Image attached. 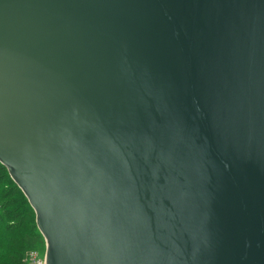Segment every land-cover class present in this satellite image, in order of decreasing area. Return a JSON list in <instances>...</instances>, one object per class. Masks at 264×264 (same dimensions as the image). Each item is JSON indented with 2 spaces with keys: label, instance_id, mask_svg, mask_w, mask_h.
I'll return each instance as SVG.
<instances>
[{
  "label": "water",
  "instance_id": "1",
  "mask_svg": "<svg viewBox=\"0 0 264 264\" xmlns=\"http://www.w3.org/2000/svg\"><path fill=\"white\" fill-rule=\"evenodd\" d=\"M0 165L45 264H264V0H0Z\"/></svg>",
  "mask_w": 264,
  "mask_h": 264
},
{
  "label": "trees",
  "instance_id": "2",
  "mask_svg": "<svg viewBox=\"0 0 264 264\" xmlns=\"http://www.w3.org/2000/svg\"><path fill=\"white\" fill-rule=\"evenodd\" d=\"M0 234L3 237L0 244V261L3 263L8 261V264L15 263L16 258L21 256L22 248L25 251L28 246L26 239L31 240L28 248L34 246L38 239L42 240L34 223L32 209L2 165H0ZM2 255L6 256L1 257ZM19 264H25L22 257Z\"/></svg>",
  "mask_w": 264,
  "mask_h": 264
},
{
  "label": "rangeland",
  "instance_id": "3",
  "mask_svg": "<svg viewBox=\"0 0 264 264\" xmlns=\"http://www.w3.org/2000/svg\"><path fill=\"white\" fill-rule=\"evenodd\" d=\"M38 232V231H37ZM40 235V234H39ZM30 241L31 240H28L26 239V243L28 244V246H30ZM38 242H36V244L30 248H27L25 249L24 251V248L21 249V256L20 257H17L16 258V261L14 264H19V262L21 263V257H22V262L24 263L25 262V257H26V254L30 251H38L40 252V254H43L42 251L44 250V243H43V240H40L39 239L37 240ZM3 242V237L2 235L0 234V244ZM24 253V254H23ZM23 255V256H22ZM6 255H2L1 257H4ZM0 264H8V261H6V263H3L2 261H0Z\"/></svg>",
  "mask_w": 264,
  "mask_h": 264
},
{
  "label": "built area",
  "instance_id": "4",
  "mask_svg": "<svg viewBox=\"0 0 264 264\" xmlns=\"http://www.w3.org/2000/svg\"><path fill=\"white\" fill-rule=\"evenodd\" d=\"M43 254L38 251H30L26 254L25 264H45L44 250Z\"/></svg>",
  "mask_w": 264,
  "mask_h": 264
}]
</instances>
